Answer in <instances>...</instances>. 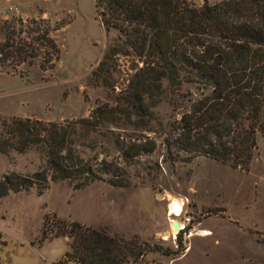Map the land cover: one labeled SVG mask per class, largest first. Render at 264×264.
<instances>
[{
  "label": "rangeland",
  "instance_id": "rangeland-1",
  "mask_svg": "<svg viewBox=\"0 0 264 264\" xmlns=\"http://www.w3.org/2000/svg\"><path fill=\"white\" fill-rule=\"evenodd\" d=\"M28 12L19 16L6 11L0 19H21L15 23L17 39L25 37L26 20L45 18L59 52L45 70L38 68L39 58L15 69L0 67V131L1 120L11 117L63 121L85 116L98 103H113L140 61L117 54L107 71H94L117 38L98 22L92 0H39ZM162 87L159 101L150 108L154 119L143 117L137 126L129 121L105 124L81 139L89 146H80L79 155L115 160L127 185H111L104 174L79 188L68 179H47L40 193L30 187L0 196V264H77L63 256L70 241L66 234L37 242L43 218L47 235L58 220H75L118 237L135 236L150 247L142 264H264V133L256 134V149L246 168L202 155L163 161L161 129L184 105L179 94L193 86L183 82L176 90L163 80ZM151 138L152 151L128 162L121 159V145ZM44 163L42 152L33 147L0 153V177L11 171L31 174ZM170 196L186 200L192 216L193 232L180 236V245L166 216ZM204 230L210 234L199 235Z\"/></svg>",
  "mask_w": 264,
  "mask_h": 264
},
{
  "label": "trees",
  "instance_id": "trees-1",
  "mask_svg": "<svg viewBox=\"0 0 264 264\" xmlns=\"http://www.w3.org/2000/svg\"><path fill=\"white\" fill-rule=\"evenodd\" d=\"M92 2L102 28L114 30L117 38L94 71H107L117 54L135 56L140 66L113 103H98L85 116L63 121L1 120L0 153L33 147L42 152L45 163L31 174H2L0 196L30 187L40 193L47 179H68L79 188L104 174L111 185H127L115 160L81 157L78 148L89 146L81 139L105 124L129 121L137 126L143 117L154 119L150 108L159 101L163 80L176 90L183 82L193 86L179 94L184 105L161 129L163 161L202 155L246 168L256 149V134L264 133V0ZM15 23H21L18 16L0 19V67L15 69L39 58V69L50 68L59 49L48 21L29 18L25 37L17 39ZM154 148L152 138L129 141L120 146V157L128 162ZM45 223L43 218L37 242L66 234L70 241L63 256L77 264H142L150 249L135 236L118 237L75 220H58L47 235ZM176 241L180 243V235Z\"/></svg>",
  "mask_w": 264,
  "mask_h": 264
},
{
  "label": "built area",
  "instance_id": "built-area-1",
  "mask_svg": "<svg viewBox=\"0 0 264 264\" xmlns=\"http://www.w3.org/2000/svg\"><path fill=\"white\" fill-rule=\"evenodd\" d=\"M6 10L15 15L17 13L16 8L10 5L6 7ZM173 202H175V206H172ZM165 211L172 237L176 239L178 235L184 238L190 236L191 232H193V222L192 216L186 209V200L180 197L170 196L169 198H167ZM173 221H176L175 230H173L171 224Z\"/></svg>",
  "mask_w": 264,
  "mask_h": 264
},
{
  "label": "crops",
  "instance_id": "crops-1",
  "mask_svg": "<svg viewBox=\"0 0 264 264\" xmlns=\"http://www.w3.org/2000/svg\"><path fill=\"white\" fill-rule=\"evenodd\" d=\"M39 0H0V13L6 12V7L8 5L13 6L17 10V15H29L28 10L34 8V4H36ZM9 13H11L9 11Z\"/></svg>",
  "mask_w": 264,
  "mask_h": 264
},
{
  "label": "clouds",
  "instance_id": "clouds-1",
  "mask_svg": "<svg viewBox=\"0 0 264 264\" xmlns=\"http://www.w3.org/2000/svg\"><path fill=\"white\" fill-rule=\"evenodd\" d=\"M172 206H175V202H173V205ZM210 233L207 231V230H204V231H201L199 233V235H209Z\"/></svg>",
  "mask_w": 264,
  "mask_h": 264
},
{
  "label": "water",
  "instance_id": "water-1",
  "mask_svg": "<svg viewBox=\"0 0 264 264\" xmlns=\"http://www.w3.org/2000/svg\"><path fill=\"white\" fill-rule=\"evenodd\" d=\"M171 224H172V228L175 230L176 229V221H173Z\"/></svg>",
  "mask_w": 264,
  "mask_h": 264
},
{
  "label": "bare ground",
  "instance_id": "bare-ground-1",
  "mask_svg": "<svg viewBox=\"0 0 264 264\" xmlns=\"http://www.w3.org/2000/svg\"><path fill=\"white\" fill-rule=\"evenodd\" d=\"M174 230V229H173Z\"/></svg>",
  "mask_w": 264,
  "mask_h": 264
}]
</instances>
